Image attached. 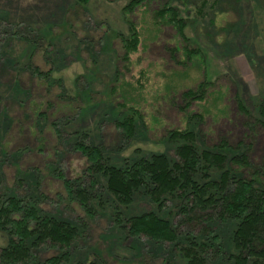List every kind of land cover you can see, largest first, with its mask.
Returning a JSON list of instances; mask_svg holds the SVG:
<instances>
[{"label": "rangeland", "instance_id": "obj_1", "mask_svg": "<svg viewBox=\"0 0 264 264\" xmlns=\"http://www.w3.org/2000/svg\"><path fill=\"white\" fill-rule=\"evenodd\" d=\"M133 1L0 0V196L24 198L80 229L64 250L41 244L40 261L68 252L61 264H188L171 244L126 236L111 195L90 200L88 210L70 194L66 183L78 185L88 166L75 148L80 136L103 146L120 167L153 153L175 158L183 139H169L174 128L192 129L201 148L228 156L235 149L252 165L264 160V0H144L126 12L141 32L126 64L119 57ZM165 4L183 19L186 41L168 22L154 24V11ZM186 51L200 56L188 58ZM203 81L210 82L203 100L185 107L183 92ZM122 88L142 116L130 134L118 126L128 115L118 105ZM118 208L125 216L178 217L174 204L170 214L159 211L143 193ZM234 226L215 224L229 252H235ZM8 238L0 230V248ZM220 258L205 264H224Z\"/></svg>", "mask_w": 264, "mask_h": 264}, {"label": "trees", "instance_id": "obj_2", "mask_svg": "<svg viewBox=\"0 0 264 264\" xmlns=\"http://www.w3.org/2000/svg\"><path fill=\"white\" fill-rule=\"evenodd\" d=\"M77 2L87 4L89 0ZM143 3L144 0H135L125 10L131 31L130 36L123 39L124 54L119 59L126 64L141 43V32L126 12ZM153 15L155 21L162 19L172 25L186 41L184 21L175 8L165 4ZM154 24H158L157 21ZM186 54L188 58L199 55L194 56L189 51ZM117 76L120 77L118 70ZM208 86L210 82L203 81L195 89L184 91L185 107L203 100ZM116 93L113 88L112 95ZM128 95H131L129 89L122 88L118 105L127 110L128 115L118 120V126L130 134L134 133L136 121H142V116L128 104ZM241 110L245 114L244 109ZM259 112L264 118V101ZM168 137L183 139L176 147L175 158L153 153L149 157L126 160L120 167L111 163L103 146L91 144L87 134L80 136L75 148L86 157L88 166L84 180L78 185L67 182V189L88 210L90 200L97 197L102 200L101 195L105 193L111 195L115 223L126 236L171 244L179 248L188 264H205L211 256H220L226 264H264V160L252 165L247 153L238 154V150L232 149L237 153L228 156L222 149L201 148L196 143V133L188 128L170 129ZM136 193L150 197L162 212L170 214L174 204L178 217L173 222L155 211L125 216L118 207L129 206ZM229 221L235 224L231 236L235 252L226 250L215 228L217 222ZM0 230L9 237L8 244L0 248V264H61L69 260L68 252L40 261L35 249L41 244H50L64 250L80 235L74 223L44 214L34 204L16 196H0Z\"/></svg>", "mask_w": 264, "mask_h": 264}]
</instances>
